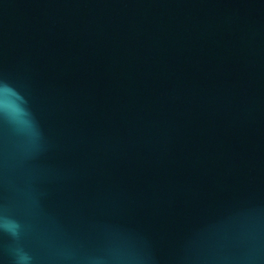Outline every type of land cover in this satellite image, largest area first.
Listing matches in <instances>:
<instances>
[{
	"label": "water",
	"instance_id": "obj_1",
	"mask_svg": "<svg viewBox=\"0 0 264 264\" xmlns=\"http://www.w3.org/2000/svg\"><path fill=\"white\" fill-rule=\"evenodd\" d=\"M5 221L0 264H264V0H0Z\"/></svg>",
	"mask_w": 264,
	"mask_h": 264
},
{
	"label": "clouds",
	"instance_id": "obj_2",
	"mask_svg": "<svg viewBox=\"0 0 264 264\" xmlns=\"http://www.w3.org/2000/svg\"><path fill=\"white\" fill-rule=\"evenodd\" d=\"M10 224H11V222L5 221L2 224H0V227H3V228H5V230H7L10 227ZM23 259H26V257H22V260Z\"/></svg>",
	"mask_w": 264,
	"mask_h": 264
}]
</instances>
